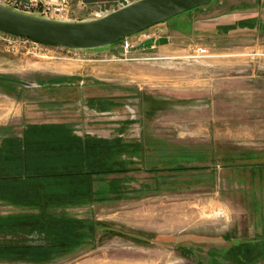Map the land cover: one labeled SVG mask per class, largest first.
I'll return each instance as SVG.
<instances>
[{"label": "rangeland", "instance_id": "rangeland-1", "mask_svg": "<svg viewBox=\"0 0 264 264\" xmlns=\"http://www.w3.org/2000/svg\"><path fill=\"white\" fill-rule=\"evenodd\" d=\"M133 1L0 5L87 21ZM149 30L167 38L127 54L120 41L67 49L0 39V76L26 83L0 81V145L33 122H65L101 142L98 192L78 173L63 194L49 189V212L0 207L64 234L34 250L0 242V264H206L223 252L233 264L227 251L241 246L242 264H264V0H212L139 33Z\"/></svg>", "mask_w": 264, "mask_h": 264}, {"label": "crops", "instance_id": "crops-1", "mask_svg": "<svg viewBox=\"0 0 264 264\" xmlns=\"http://www.w3.org/2000/svg\"><path fill=\"white\" fill-rule=\"evenodd\" d=\"M150 31L134 34L130 39H133L135 45H149L148 49L152 44L156 46L154 43L156 40L166 37ZM167 45L168 43L158 45V49H164ZM136 51L137 49L133 48L130 52ZM100 144L96 136L79 134L65 122L24 124L15 139L2 140L0 145L1 209L14 208L20 213L35 209L37 210L35 212H49V189L55 188L59 194H63L64 189L60 184L69 181L72 174L84 175L81 177L83 180H89L90 193L98 192L92 191V185L96 181L95 174L101 168L98 156L95 158L97 162H94ZM77 189H68L66 193L75 194L78 192ZM54 228L56 229L50 222L45 226L41 223L16 222L11 217L0 216V234L4 240L0 242H10L11 245L20 247L23 244L16 241L22 242L28 238L23 235L24 232L38 230L43 235L38 239L30 236L33 242L28 245L27 240H24L25 245L45 246L48 244L47 234L42 230Z\"/></svg>", "mask_w": 264, "mask_h": 264}, {"label": "water", "instance_id": "water-1", "mask_svg": "<svg viewBox=\"0 0 264 264\" xmlns=\"http://www.w3.org/2000/svg\"><path fill=\"white\" fill-rule=\"evenodd\" d=\"M212 0H135L87 21H61L19 13L0 5V32L48 47L92 49L121 41ZM0 81L25 85L8 76Z\"/></svg>", "mask_w": 264, "mask_h": 264}, {"label": "trees", "instance_id": "trees-1", "mask_svg": "<svg viewBox=\"0 0 264 264\" xmlns=\"http://www.w3.org/2000/svg\"><path fill=\"white\" fill-rule=\"evenodd\" d=\"M176 158H183V155L180 154H177L175 156ZM179 165H182L181 163H179ZM178 167V166H177ZM180 168V169H179ZM177 169L181 170V169H185V167H178ZM264 170V167L263 169ZM107 172V171H105ZM109 173V171L107 172ZM42 231H44L46 234H47V241H48V244H46L48 247H54V246H60L61 244H63L62 240H64V234L60 232L59 229H43ZM50 232V233H49ZM56 232V233H54ZM55 234V235H54ZM52 241H55V242H52ZM22 243V242H21ZM4 244H8L7 242L4 243ZM23 245L20 246V247H23V248H30L31 250H34V249H37L39 247H45V246H26L25 245V242L22 243ZM19 245V244H17ZM9 246V245H8ZM13 246V245H11ZM15 247V246H14ZM17 247V246H16ZM39 252L41 250H38ZM246 251V248L245 246H241V247H235V248H232L231 250L229 249L227 251V254H231V255H234L233 257V264H242L240 262V255H238V253H244ZM225 254V252H223L221 255H216V254H213L211 253L210 255H208V258H209V261L206 263V264H224V260L226 259L227 256H223ZM226 255V254H225ZM32 260H36V259H32Z\"/></svg>", "mask_w": 264, "mask_h": 264}, {"label": "built area", "instance_id": "built-area-1", "mask_svg": "<svg viewBox=\"0 0 264 264\" xmlns=\"http://www.w3.org/2000/svg\"><path fill=\"white\" fill-rule=\"evenodd\" d=\"M0 1H3V2H6V0H0ZM8 1V0H7ZM10 1V0H9ZM128 4V3H127ZM125 5V4H124ZM122 5V6H124ZM148 37V36H147ZM0 39H6L8 40L9 42L12 41L13 39H19V40H22L23 42H31V43H34L26 38H21V37H16V36H12V35H9V34H6V33H3V32H0ZM35 44H38V43H35ZM120 46L123 50V52L125 54L129 53L130 51H132L133 48H136L135 46H138V45H135L133 42H130V40L128 38H124L120 41ZM154 44H152L150 46V48H154ZM196 53L197 55L196 56H204L206 53H207V48L205 47H198L196 49Z\"/></svg>", "mask_w": 264, "mask_h": 264}, {"label": "flooded vegetation", "instance_id": "flooded-vegetation-1", "mask_svg": "<svg viewBox=\"0 0 264 264\" xmlns=\"http://www.w3.org/2000/svg\"><path fill=\"white\" fill-rule=\"evenodd\" d=\"M23 235H25V237H28L27 241H26L27 242L26 244L30 245V243L33 242L32 239L30 240V238H31L30 236L38 239L40 237V235L42 236L43 234L40 233L38 230H31L30 232H28V230H27V232H24ZM21 239H23V238H21ZM0 241H4L3 240V235H1V234H0ZM16 243H21V240H17ZM22 243H24V240H22Z\"/></svg>", "mask_w": 264, "mask_h": 264}, {"label": "bare ground", "instance_id": "bare-ground-1", "mask_svg": "<svg viewBox=\"0 0 264 264\" xmlns=\"http://www.w3.org/2000/svg\"><path fill=\"white\" fill-rule=\"evenodd\" d=\"M174 218V217H173ZM177 219V218H176ZM165 224V223H164Z\"/></svg>", "mask_w": 264, "mask_h": 264}]
</instances>
